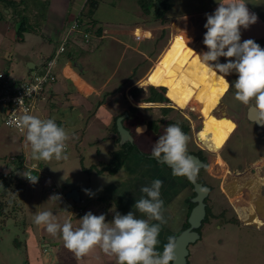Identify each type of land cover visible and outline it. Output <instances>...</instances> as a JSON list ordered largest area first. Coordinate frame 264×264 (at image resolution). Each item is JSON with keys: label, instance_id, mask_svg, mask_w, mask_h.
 I'll use <instances>...</instances> for the list:
<instances>
[{"label": "rangeland", "instance_id": "obj_1", "mask_svg": "<svg viewBox=\"0 0 264 264\" xmlns=\"http://www.w3.org/2000/svg\"><path fill=\"white\" fill-rule=\"evenodd\" d=\"M15 1L16 4L13 8L17 11H23L24 4H26L25 13L28 20L31 23L38 22L35 27L40 30V33H36V31L25 33L24 42H19L16 41L19 18L13 16L10 11L0 19V70L5 71L10 78L19 80L34 75L36 70L28 69L29 62H24L26 58L33 60L39 66L40 60H42L38 57L39 53L48 54L51 51L50 53L54 54L55 47L60 44L59 41H56V37L65 36L70 25H72V29H75V18L86 0H25L24 3H21V0ZM175 2L179 8L198 5L210 6L213 3L212 0H175ZM43 3L45 8H42L41 4ZM1 9L7 11L6 8H2V5ZM41 14L47 16V22H42ZM201 14H190L176 19L172 17L165 26H151L155 31L163 27L167 29V32L159 40L144 37L141 41L139 38L134 40L131 35L148 36L146 31L150 30L153 33V29L141 27L142 29L132 31L131 35L119 33L124 30V27L147 25L151 22V15L147 16L142 13L137 0H99L96 10L97 19L103 24V27H117L116 31H109L106 34L109 37L104 38L102 44L97 45V49L95 46L90 49L86 43L87 39L81 40V44L82 41L84 43L77 49L81 54L76 55L81 56L80 63L82 60L84 61V63L82 62L84 72L81 74L80 68H75L73 65L72 69L77 75L81 74L82 77L94 80L99 87H107L108 96H111L114 89L117 90L123 84V88L119 89V94L115 96L118 99L114 97L111 101L112 97L107 96L110 102L106 109L102 108V104L94 106L89 112L91 113L89 120L92 123H85L86 119L83 120L84 122H78L75 116L77 112L74 110H67L63 116L59 115L56 109L49 108L37 111L35 109L31 114L41 119L54 117L56 123L68 131L70 138L66 141L67 160L57 161L54 157L49 161L34 160L25 133L23 135L17 130L13 129L12 131L3 121V124L0 122V174H7L4 162L9 163L11 157L26 153L24 162L41 165L39 168L42 180L44 176L51 177L52 186H54V190L46 188L47 185L42 180L34 185L31 184L20 175L24 169L15 174L17 177L24 178L25 183L22 189L9 190L5 197L6 201L8 199V206L4 205L3 213L0 212V264H42L40 259L35 257V247H45L46 240L56 244V247L47 248L52 255L51 258L48 256L49 252L42 254L47 257L42 256L44 261H48L47 264L52 258L57 260L58 254L55 253H58V248H60V253H65V256L62 260H57V264H85L78 262V258L73 252L67 249L69 252L66 253L63 250L65 247L59 234L53 237L46 232L44 226L35 224V214L41 212V208H45L43 210L51 211L57 220L62 222L70 212L73 214L72 224L75 229L79 227V219L83 217L76 213L78 210L76 205H78L83 208L85 213L91 211L97 216L104 214L105 222L111 225L114 212L110 211V207L107 208L109 206L107 199L111 193L109 190L115 192V187L124 185L127 188L124 191L127 192V196H123L129 200V208L140 197V188L150 183L155 177L158 179L155 167L161 165L140 153H151L152 147L157 141L152 134L153 131L140 134L137 131L134 133V130L145 125L147 120L155 119L154 127L162 128L164 134V128L168 124L166 119L171 118L187 122L190 142L193 143L191 139L194 135L195 142L204 149L210 159L208 173L205 172L204 175L215 187L211 195L214 199L210 200H212L211 203L218 204L216 211H219L220 207L226 208V218L237 216L240 220L239 223L223 222L222 224L219 219L210 218L208 226L200 228V239L189 244L187 264H264V125L254 124L244 118L242 109L245 106L235 100L236 90L231 87L233 86L232 82L237 79L235 72L224 77L231 86L226 93L222 94L221 78L213 75L211 71L205 72L199 66L195 54L207 51L203 44L206 32L203 25L206 23V19ZM0 16L3 15L0 13ZM198 17H202V19ZM58 26L62 31L57 29ZM54 28L57 29V32ZM76 32V30L69 31L70 36L77 35ZM169 33L171 37L166 44ZM184 34L186 38H190V43L187 44L189 49L185 46ZM114 36L120 40V43L111 40ZM126 43L131 45H125ZM119 57H122L121 67L116 72L114 80L109 82L108 86H100L113 70ZM157 57H161V59L156 60ZM8 58L10 59L8 60ZM163 58L164 60L159 66L162 67L161 71L159 67L157 69L156 65H160L159 61ZM218 59L220 63H225L232 58L220 57ZM135 66L137 71L133 69ZM169 68L171 69L169 70ZM131 71L135 72L134 78L142 76L139 81L133 83L131 80L126 81V77ZM162 72L165 78L159 77ZM65 73L72 76L76 84L83 87L91 97H97L98 93L93 95L92 89L88 88L72 72L65 70ZM59 79L63 81L62 77L58 75V81ZM53 82L48 83L46 87L53 86ZM158 85L169 88L176 98L175 102L171 103L174 107H169L168 112H163L162 109H167L169 104L161 101H149V99H163L159 94L163 90L149 88V86L156 87ZM135 86L141 87V90L135 93V97L129 96V99L131 105L138 107V110L134 111L132 116L130 115V119L125 118L123 123L125 125L129 121L136 149L132 150L125 165L116 174H97V169L101 168L99 165L107 162L110 152L117 148L113 139L105 136L107 131L104 127L101 128L99 125L103 123V126L106 124L111 126L113 114L118 110L117 107H123L125 104L123 109L129 110V100L125 94L128 91L127 87ZM54 102L57 104L59 113L64 111V107L59 105L60 101L54 100ZM250 103L254 102L250 101ZM160 107L164 108L160 109ZM164 113L165 121L161 123L162 120L159 117ZM85 117H87L86 114L83 118ZM59 121L62 122L59 123ZM74 129H79L80 133L75 134L72 132ZM79 134L82 136L79 137ZM22 135L25 147L20 142ZM77 138H80V142ZM91 166L90 173L82 170L83 167ZM95 166L97 168H94ZM125 177L127 178L125 179ZM41 183L43 184L41 185ZM74 188L79 189L82 196L81 202L76 203L66 198L68 190ZM85 189L94 193V196L86 195ZM177 191L180 195L176 196L181 199L189 192V189L185 193L179 187ZM183 192L184 194H181ZM53 194H58L61 200L59 202L50 200L49 197ZM43 200L47 203H43ZM175 201V203H179L176 199ZM219 201L221 204L218 203ZM18 205L24 207V210L15 213L13 209ZM165 205L164 202V207ZM182 205L184 206L185 203ZM211 206L214 205L211 204ZM8 208L11 212L6 215ZM180 209L182 207L177 208L178 214ZM258 217L263 219V223ZM162 219L165 220L166 217L162 215ZM169 222L174 227L177 218L173 219V222L172 220ZM251 223L263 224V226L246 225ZM165 224L170 227L169 223ZM40 234H46L45 238L42 237L41 240Z\"/></svg>", "mask_w": 264, "mask_h": 264}, {"label": "clouds", "instance_id": "obj_2", "mask_svg": "<svg viewBox=\"0 0 264 264\" xmlns=\"http://www.w3.org/2000/svg\"><path fill=\"white\" fill-rule=\"evenodd\" d=\"M216 2L218 6L215 11L205 14L206 23L203 27L206 32L203 44L207 51L200 54L192 52L196 55L199 66L205 72L211 71L213 75L221 78L222 94L230 89L229 82L224 77L233 72L237 74L238 78L232 82V88L236 90L235 100L243 105H250V101H254L250 107L256 110L257 120L261 125H264L261 123L264 120V49L253 39L241 42V29H248L250 25L257 22L258 17L246 7L247 0H216ZM146 28L153 29V27ZM154 32L155 29H153L152 36H154ZM135 40L137 39L135 38ZM184 40L187 47L190 38H186L184 34ZM220 57L232 59L220 63L218 59ZM156 88L162 89V87ZM44 91H46L45 88ZM9 124L21 130L23 135L25 133L34 160L49 161L53 157L57 161L68 159L66 141L70 136L63 126L56 123L54 117L41 119L29 114V110L25 108L24 114L13 117ZM137 131L142 134L143 129L137 128ZM189 139L179 123L168 125L164 134L160 135L154 143L151 155L161 163L167 164L174 177H185L188 181L195 183L199 168L187 154ZM24 165L25 171L20 175L33 185L40 181L42 173L38 166L32 165L34 169L27 171L26 166L30 164ZM33 171L37 175L32 174ZM162 187V180L153 179L140 188L141 195L136 200L134 208L140 214H144L145 218L143 219L136 218L132 211L121 215L113 208L110 211L114 212V217L109 225L108 222H105L104 214L97 216L89 211L79 219L80 225L74 229L72 213L65 210L68 215L60 222L51 211L44 210L35 214L34 223L43 225L46 232L53 237L59 234L64 247L78 258L87 255L99 246L103 252L114 255L117 264H170L176 260L175 238L169 237L168 242L163 246V251H157L161 224L153 223V221H162L164 211V201L161 199L160 191ZM84 191L86 195L94 196L90 190L85 189ZM49 199L59 202L61 197L58 194H53Z\"/></svg>", "mask_w": 264, "mask_h": 264}, {"label": "crops", "instance_id": "obj_3", "mask_svg": "<svg viewBox=\"0 0 264 264\" xmlns=\"http://www.w3.org/2000/svg\"><path fill=\"white\" fill-rule=\"evenodd\" d=\"M212 1H213V3L210 6H204V5L200 6V5H198L196 7L189 6L187 8H184V7L183 8H179V7H177V3L175 2V6L173 8V15H174L173 19H176V18H179V17H183L185 15L195 14V13H202L201 16L206 19L205 14L206 13L211 14L217 8L218 4H217L216 0H212ZM246 7L249 9L250 12H253V13H255L257 15L258 20H257V22L255 24L250 25L248 29H246V30L243 29V28L241 29V42H243L244 40H247V39H253L257 44L260 45V47L262 49H264V0H247ZM204 12H206V13H204ZM202 17H198V18L202 19ZM47 19H46V22H47ZM48 23H50V22H48ZM50 24L52 25V23H50ZM50 24H49V26H50ZM71 26L72 25H70L68 27V29L66 30L65 36H62V37L60 36L61 38L60 37H56V39H57L56 41H59V43H60L64 38H66V42H67L69 31L72 30ZM45 27H46V25H45ZM141 27L142 26L137 27L135 29H133L132 27H124V30H122L119 33H127V34L131 35L132 31L134 32L137 29H142ZM116 28L117 27H106V26L103 27L100 38L102 40L104 38L105 39L108 38L109 36H107L106 34H108L109 31L111 32V31L115 30ZM57 29H60L62 31V29L59 26L57 27ZM57 29L54 28L55 31ZM75 30L77 31L76 32L77 34H79V32H81L80 30H77V29H75ZM72 31H74V30H72ZM106 31H108V32H106ZM113 33H115V32H113ZM131 36L133 37V35H131ZM170 37H171V35L169 33L168 34V40L166 41V44L169 41ZM71 38L72 39L70 40V43L67 46H65V51L62 52L61 55L59 54V56L57 58V63L55 65L56 69H54V72H55V80L53 82L54 85L51 86V87H49V86L45 87L46 91H44V94L42 95V99H40V101L38 102V104H37L35 109H36V111L38 109L39 110L40 109L47 110L48 108L49 109H56L58 114L62 115V116L65 114V112L67 110H69V111L74 110L75 112H77V113H75V116H76V120H78V122H80V123L84 122L83 120L86 119L85 123H88V122L92 123V121L89 120V119H91V116H90L91 113H89V112L92 110V108L94 106H97L98 103L101 102L102 108L106 109L108 107L107 104L110 102V101H108V97H112V99H111V101H112L114 99V97L117 94H119V91L114 89L115 92L112 93L111 96H108V94L105 95V93H108L107 87H103V88L99 87L98 85H96V82L94 80L82 77L81 74L84 72V65H83L84 61L82 60L83 63L82 62L80 63L79 62V60H80L79 58H81V56L80 55L77 56L76 54L79 53L80 50H77V49H79V47L82 46L84 42L82 41V44H81V40L82 39L80 37H78V35H76V34H75V36H71ZM86 38H87V41H89V38H90L89 34L85 35V39ZM24 40H25V36H24ZM49 40H51V39H49ZM111 40H113V41L115 40L116 42L120 43V40L117 37H115V36ZM48 43H50V42H48ZM99 44H102V42H100ZM58 45H57V47H55V50H57ZM97 45H98V41L95 40L89 47L91 49V47H94V46H97ZM125 45H131V44L126 43ZM50 52L48 54L39 53L38 57L40 59H42V60H40L39 66H37V64H35V62L33 60L28 59V58H26L24 60V62L25 63L29 62V63H31L33 65L32 68H28V69H36L34 71V74H35L36 72L39 71V69L41 67V64H43L47 58H49L51 55H53ZM79 54H81V53H79ZM9 59L10 58H8V60ZM159 59H161V57H157L156 58V60H159ZM163 60H164V58L159 61L160 65H156L157 69H158L159 66H161V62H163ZM121 61H122V57H119L118 60H117V63L113 67V70H111V73L107 76V79H105L102 82L103 84H100V86L101 85L108 86V83L112 82L114 80V76L117 74L116 72L118 70H120ZM72 65L75 68H80L79 71H81L80 72L81 74L77 75L74 72V70L72 69ZM77 66H79V67H77ZM161 68L162 67H159L160 70H161ZM170 69L171 68H169V70ZM65 70H69L70 72H72L73 75H75L79 80H81V82H83L88 88L92 89L91 93L93 95H94V93H98L97 97L96 98L91 97V95L87 91H85L83 89V87H80V86H78L76 84V82L73 80L72 76L70 77V76H68L65 73ZM165 72L167 73V71H165ZM28 74H30V73H28ZM58 75L60 77H62L63 81H61V79H59V81H58ZM159 75H160L159 77L163 76V78H165V75L163 74V72H162V74H159ZM141 77L142 76L136 78L135 81H139ZM67 85H69V86L67 87ZM61 86H63V87H61ZM135 87H137V86H135ZM127 88H128V91L125 94V96H126L127 100H129L128 104H131L129 96L133 97L131 95V90L134 87H127ZM115 98L118 99V97H115ZM52 99L60 101L59 105L60 106L62 105V107H64L63 108L64 111H61V113H59V109L56 106L57 104L54 102V100L51 101ZM127 100L125 101L126 104H127ZM252 102H254V101H252ZM244 106H246V105H244ZM124 107H125V104L123 105V107H117L118 110L116 111V113L113 114V116L115 117L116 115H119V114H121V112L125 111L126 108L123 109ZM121 109H123V110L121 111ZM32 112H31V114H32ZM83 113H85L87 117L83 118L84 115H85ZM3 118H4L3 109L0 107V122L1 123L3 121ZM61 122L62 121H59V123H61ZM262 123H264V120H262ZM123 125H124V123H123ZM124 126L129 130L130 129L129 121H128V124L126 123ZM99 127H101V128L104 127V129L107 131L105 136L110 138V139H112L111 138L112 133L110 134V132L108 131L109 125L106 124V126H103V123H102V124L99 125ZM10 130L13 131V129H10ZM72 132H75V134H76L77 132H79V129H74ZM81 136L82 135L79 134V137H81ZM77 139L80 142V138H77ZM20 142H22L23 147H25V141H20ZM79 142H78V144H79ZM23 154L26 155V153H23ZM4 163L6 165V162H4ZM26 165L27 164L25 163L24 166H26ZM30 165H35V164H30ZM4 168L7 169L6 170L7 172L10 169L9 166H4ZM155 168H157V166ZM23 169L25 171V167ZM168 177H170V176H168ZM40 180H42V177H41ZM42 182L45 185L46 184L51 185L53 183L51 177H45V176H44V179L42 180ZM43 183H41V185ZM125 188L126 187L124 185L123 186L120 185L119 187L118 186L115 187V189H116L115 192L109 190V192H111V193L109 194V197L107 199V202L109 201V206L107 208H109V207L111 209L115 208V211L117 210L118 212L124 213L123 215H126L128 212L132 211L136 218H141V219L145 218L144 214H140L134 208V204H135L136 201L133 203L132 207L130 206L128 208V201L129 200H127L126 197L123 196V195L127 196V192H124V191L127 190V188L126 189ZM74 189H77L78 192H79L78 188H74ZM170 190H172L171 187H170ZM175 192H176V189H175ZM112 193H114V194L112 195ZM164 194L165 195H163L162 192H161V198L164 200V202L166 204L165 207H164V211H163V215L166 217V219L165 220L162 219V221H153V223H160L161 224V231H160L159 236H158L159 244L156 246L157 247V251H160V252L163 251V246L168 242V238L169 237H173V235H176L179 232V230L181 229L182 225L184 224V222L186 220V216H187V205L185 204L183 206L182 205L183 202L180 203V201H179V203H175L176 202L175 201V193H174V198H173V193L170 192V191H168V193L165 192ZM79 195H80V201H82V196H81L80 192H79ZM43 203H47V201L43 200ZM178 207H182V209H180L179 214H178V211H177ZM43 209H45V208H41L40 210L44 211ZM175 218H177V222H176V224L173 223V224H175V226L172 227V224H170L169 220H172V222H173V219H175ZM259 219H261V218H259ZM261 220H262V223H263V219H261ZM165 223H169L170 227H168V224H165ZM252 224H254V225L258 226V227L263 226V224L257 225V223H251V224H246V225H252ZM258 227H256V228H258ZM40 235H41V238H40L41 240H42V237L45 238V236H46V234H40ZM46 242H47V245H45V247H43V248L39 247V246L35 247L36 248L35 249L36 250L35 251V257H38L42 264L43 263L47 264V262H48V261H44L43 260L42 256H44V258H47V257L45 255H42V254L44 252H47V253L49 252L48 256H49V258H51L52 255H51L49 249H47V248H49L50 246H55L56 247V244H54L52 241L46 240ZM41 249H42V251H41ZM63 250H65L66 253L69 252L66 248H63ZM59 251H60V248H58V251H57L58 253H55V254H58V256L57 257L55 255L54 256L56 257L57 260H59V259L62 260V258L65 256V253L63 254V253H60ZM61 254H63V255H61ZM57 260H54L52 258V259H50L49 264H57ZM78 262H82V263H85V264H117V259H116V257L114 255L107 254V253L103 252V250L99 246H97L91 252H89L87 255L83 256V258L79 257L78 258Z\"/></svg>", "mask_w": 264, "mask_h": 264}, {"label": "trees", "instance_id": "obj_4", "mask_svg": "<svg viewBox=\"0 0 264 264\" xmlns=\"http://www.w3.org/2000/svg\"><path fill=\"white\" fill-rule=\"evenodd\" d=\"M20 2L24 3L25 0H21ZM137 2H138L139 8L141 9L142 13L147 15V16L151 15L152 19H151V22H149L147 25L146 24H144V25H132L133 29L140 27V26H142V27H151V26H158V25L164 26L167 24L169 19L171 17H173L172 15H173V8L175 5L174 4L175 0H137ZM15 4H16L15 0H0V6L2 5V8H6V10H7L6 12H5V10H2V9L0 10L1 15H3V16H0V19L5 17V15H6L5 13L8 14V13H10V11H12V15L19 18V23L17 25V30H16V41H19V42L22 41L23 42L25 33L35 32V31H36V33H40V30L38 29V27H35L36 24H38V22L31 23L28 20V16L25 13L26 9H27L26 4H24L25 6L23 7V11L15 10L13 8L15 6ZM41 5H42V8H45L44 3ZM98 5H99V0H86L83 7L80 9V12L78 13V15L76 17V22H77L76 29L81 31L77 35L82 40H84L85 35L89 34V37L91 36L90 40L86 42L89 46L95 40L98 41V44L100 42H102V39L100 37H101L102 29H103V24H101V22L97 19V16H96V10L98 9ZM40 17L42 18L43 23L47 19L46 18L47 16L43 15V14H41ZM166 32H167V29H165V28L158 29L157 31H155L154 36L151 39L159 40L160 38H162L164 36V34ZM92 36H94V37H92ZM133 38H134V36H133ZM71 39L72 38H71L70 33H69L68 38H67V42H66V46L70 43ZM95 49H97V46H95ZM133 69L135 71H137L136 66ZM134 75H135V72L131 71V73L127 75L126 81L131 80V83L133 81H135L136 78H134ZM122 85H121V87L117 88V90L123 88ZM156 87H163L161 90H163L164 95L170 99L168 104L170 106L174 107L171 104L172 102L174 103L176 100L173 92L165 86H159L158 85ZM156 87L149 86V88L152 90H155ZM138 90H141V87H134L131 90V95L133 97H135V93ZM163 91H160L161 93H159V94H160V97L162 96L164 99V95L162 94ZM113 92H115V91H113ZM108 93H105V95ZM163 99L162 98L157 99V100L149 99V101H164ZM99 105H101V102H99L97 106H99ZM154 105H155V103H154ZM156 105H159V104H156ZM128 107H129V110H125V111L121 112V114H124L125 112H127L128 116L126 118L130 119V115L132 116L133 112L138 110V107H135L131 104H129ZM167 110H170V109H166L165 112H168ZM131 111H132V113L130 114ZM121 114H119V115H121ZM119 115H116L113 118V123L108 128V131L110 132V134L112 133L111 138L113 139V141L117 145V148L110 152V158L107 162L99 165V166H101V168L97 169V171H96L97 174H103V173H108L111 175L116 174L118 172V170L122 169V167L125 165L126 160H127L128 156L130 155V153L132 152V150L136 149V145L134 142H132V143L127 142V143H124L122 145L118 144L119 143V134H118L117 127H116V119H117V117H119ZM155 122H156L155 119H149L145 122L148 125V131H151V132L153 131L152 132L153 134H155L157 131V128L154 127ZM167 123H168L167 125L179 123V126L181 127V129L184 133L187 134L189 131V125L187 124V122L183 121L182 119H178L177 121L169 119V121H167ZM20 141H24V136H23V138L21 136ZM140 153L146 157L147 153H142V152H140ZM152 159H154V158H152ZM10 160H11V162H9V163L6 162V166H9L10 170L7 172L6 175L0 174V185H2V188L0 190V212H2V213H3L2 209H5L4 205L8 206L7 205L8 199L6 201L5 197L7 196L9 190L15 189L17 191L19 189H22V187L24 186V183H25L24 178L17 177L15 175L17 172L23 170V165L25 163L24 162L25 155L24 154H18L16 156L11 157ZM80 161H82V160H80ZM154 161H156V160L154 159ZM10 164H12V166H10ZM36 165L38 166V168H39V166L41 167V165H39V164H36ZM94 168H97V167L95 166ZM82 170H85L86 172L90 173L92 171V166L89 168L83 167ZM32 174L37 175V173L35 171H33ZM194 205H195V203H191V202L188 203L187 216L189 215V213H190V211ZM76 209H78L76 211L77 214H80V215L85 214L82 207H79L78 205H76ZM79 209L81 210L80 212H79ZM7 210H8V212L5 213L6 215H7V213L11 212L10 208H8ZM13 210H15V213L20 212L21 210H24V207H22L21 205H18L17 207H14ZM219 211L220 212L218 214H213V212L210 211L209 207H207L206 208V215H205L204 220L202 221L201 227L207 226L210 218H212V217L219 219L220 223H222V224H223V222L224 223H227V222L239 223L240 220L238 219L237 216H230V217L226 218L227 215H226V209L225 208H222ZM187 226H188V223L186 220L184 222V224L182 225L180 230L186 228ZM197 231L199 232L200 229H198ZM173 237H175V235H173Z\"/></svg>", "mask_w": 264, "mask_h": 264}, {"label": "built area", "instance_id": "obj_5", "mask_svg": "<svg viewBox=\"0 0 264 264\" xmlns=\"http://www.w3.org/2000/svg\"><path fill=\"white\" fill-rule=\"evenodd\" d=\"M76 27L77 22L74 28L76 29ZM146 32H148V36L135 35V38L142 39L153 35L150 30ZM65 46L66 38L60 42L55 54L45 60L39 71L25 79L14 80L5 71L0 70V107L3 109V121L7 127L23 133L18 128L11 126L9 121L13 117L22 116L25 108L29 110V114L36 108L38 101L42 99L45 86L55 80L53 69L57 63L58 55L65 51ZM26 168L27 171L34 169L32 165H28ZM47 188L54 190L52 185H47Z\"/></svg>", "mask_w": 264, "mask_h": 264}, {"label": "water", "instance_id": "obj_6", "mask_svg": "<svg viewBox=\"0 0 264 264\" xmlns=\"http://www.w3.org/2000/svg\"><path fill=\"white\" fill-rule=\"evenodd\" d=\"M33 65L31 63L28 64V68H32ZM254 104V103H250ZM250 105H246L242 111L244 118L252 123H256L257 125H261L260 122L257 120V112L254 108L250 107ZM128 116V113L125 112L124 114L120 115L116 119V127L119 134V144L122 145L124 143H132L133 136L130 131L123 125V120ZM262 123V121H261ZM146 129V126L143 125L139 127ZM137 131V130H136ZM138 132V131H137ZM192 159L194 164L199 168L203 166V162L198 159V157L194 156L193 154L189 155ZM152 157V156H151ZM155 159V158H154ZM157 162L161 163L159 160L155 159ZM165 164V163H164ZM165 166L169 167L167 164ZM193 190L195 196L191 198V202L195 203L192 207L188 217L186 218L188 226L182 229L178 234L175 235V244L176 248L174 254L176 256V260L174 262H170V264H187V258L189 255L188 246L191 243H195L199 238L200 234L198 233L197 229L201 226L202 221L205 218V202L204 199L206 198L209 187L202 185L199 182L192 183ZM66 198L71 199L73 202H80V195L77 189H71L66 193Z\"/></svg>", "mask_w": 264, "mask_h": 264}, {"label": "flooded vegetation", "instance_id": "obj_7", "mask_svg": "<svg viewBox=\"0 0 264 264\" xmlns=\"http://www.w3.org/2000/svg\"><path fill=\"white\" fill-rule=\"evenodd\" d=\"M162 94L164 95V91L162 92ZM161 102H164L165 104H168L169 98L164 95V101H161ZM160 106H162V105L160 104ZM169 107H171V106H168L167 109H169ZM162 108H164V107H160V109H162ZM165 110L166 109H164V110L162 109L163 112ZM164 115H165V113L159 117L160 120H162L161 123L162 122L164 123V121H165V118H163ZM171 119L175 120V121L178 120V119H174V118H171ZM168 120L169 119H166V121H168ZM170 125H172V124H170ZM145 126H146V129L142 133L148 132V125L145 124ZM167 126L168 125H166V127ZM129 131L132 134V131L130 129H129ZM135 132H136V130H134V133ZM155 134H156V136H155ZM155 134H153V135H154L155 139L158 140L159 136L163 135L162 128L157 129ZM187 135H188V133H187ZM191 140H193V143H192V141L190 142V139H189L188 144H187V154L188 155L193 154L194 156L198 157V159L200 161H202L203 164H204L203 166L199 167L198 178H197L196 181L201 183L204 186L209 187L208 194H207L206 198L204 199V202L206 204V206H205V215H206V208L207 207H209L210 211H212L213 214H218L220 212V211H216V206L218 207V204L216 203L217 204L216 205L215 203H211L212 200H210L211 198H213V197H211V195L213 194V191L215 190V187L212 186V184L206 179V177L204 175L205 172H207L208 169H209L210 159H209L208 155L206 154V152L204 151V149H202L195 142L194 135H193V139H191ZM151 156H152L151 153L150 154L149 153L146 154V158H151L152 159L153 157H151ZM157 163H159V162H157ZM159 164L161 166L156 165L157 166V168H156L157 173L156 174H157V178L163 181V187L161 188L162 194L165 195L164 194L165 192L168 193V191H170V192L173 193V198H174V193H175V199L177 201H181L182 200V202L185 203L187 205V207H188V203L191 202V198L195 196V193H194V190H193V185L191 184V182L188 181L187 178H185V177H174L172 175V170H171L170 167L165 166L164 163H159ZM168 176H170V177H168ZM155 179H156V177H155ZM170 187H171L172 190H170ZM179 187L182 188L183 191H185V193L189 189V192H187L181 199H178V197L176 196V195H180L178 193V191H177L179 189ZM175 189H176V192H175ZM181 194H184V192L181 193ZM191 203H193V202H191ZM218 203L221 204L220 201ZM211 204H213L214 206H211ZM220 209H222V207H220ZM226 212H227V209H226ZM187 217L188 216H186V218ZM207 226H208V224H207ZM200 228H201V226L198 229H200Z\"/></svg>", "mask_w": 264, "mask_h": 264}]
</instances>
